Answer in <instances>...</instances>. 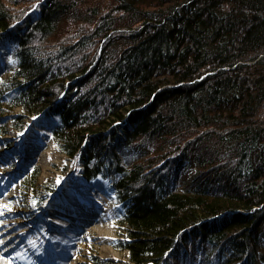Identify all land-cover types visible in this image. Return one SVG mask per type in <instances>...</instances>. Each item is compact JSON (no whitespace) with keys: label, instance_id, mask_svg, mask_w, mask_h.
I'll return each instance as SVG.
<instances>
[{"label":"trees","instance_id":"trees-1","mask_svg":"<svg viewBox=\"0 0 264 264\" xmlns=\"http://www.w3.org/2000/svg\"><path fill=\"white\" fill-rule=\"evenodd\" d=\"M0 42V148L36 118L131 264H264V0H0Z\"/></svg>","mask_w":264,"mask_h":264},{"label":"rangeland","instance_id":"rangeland-1","mask_svg":"<svg viewBox=\"0 0 264 264\" xmlns=\"http://www.w3.org/2000/svg\"><path fill=\"white\" fill-rule=\"evenodd\" d=\"M11 69L6 47L0 42V80ZM20 113L14 109L2 115L8 129L3 138L14 158H1L8 150L0 148V239L4 241L0 264H131L126 251L114 247L123 236L117 222L120 205L114 196L102 182L84 184L79 159L57 149L36 118H25L23 131H16L10 124ZM8 164L16 165L13 171ZM31 165L39 168L37 184L52 186L54 192L46 194L38 188L21 193L17 176L29 173ZM71 171L80 175L79 187L86 193L83 198L73 185ZM39 199L42 203L34 207L33 201ZM88 200L94 204H87ZM39 224L42 232L35 231Z\"/></svg>","mask_w":264,"mask_h":264},{"label":"bare ground","instance_id":"bare-ground-1","mask_svg":"<svg viewBox=\"0 0 264 264\" xmlns=\"http://www.w3.org/2000/svg\"><path fill=\"white\" fill-rule=\"evenodd\" d=\"M46 155H45V159H46ZM71 173H74V175L72 176V182H73V185H75L76 186V188H77V192H78V194H79V196L80 197H82L83 198V196L84 195H86V193H85V191H84V189H83V187H79V185H81V184H79L80 182H79V175H78V173L77 172H75V171H71ZM79 182V183H78ZM87 204H94V202H92L91 200H88V201H85ZM108 252H106V254H107Z\"/></svg>","mask_w":264,"mask_h":264},{"label":"snow or ice","instance_id":"snow-or-ice-1","mask_svg":"<svg viewBox=\"0 0 264 264\" xmlns=\"http://www.w3.org/2000/svg\"><path fill=\"white\" fill-rule=\"evenodd\" d=\"M33 203L35 204V201H33ZM4 244V241L2 239H0V245H3ZM35 246V245H33ZM17 255H19V253H17Z\"/></svg>","mask_w":264,"mask_h":264}]
</instances>
